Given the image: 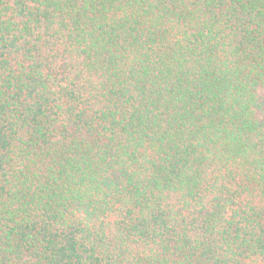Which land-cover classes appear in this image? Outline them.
<instances>
[{
	"label": "trees",
	"instance_id": "trees-1",
	"mask_svg": "<svg viewBox=\"0 0 264 264\" xmlns=\"http://www.w3.org/2000/svg\"><path fill=\"white\" fill-rule=\"evenodd\" d=\"M264 264V0H0V264Z\"/></svg>",
	"mask_w": 264,
	"mask_h": 264
},
{
	"label": "rangeland",
	"instance_id": "rangeland-1",
	"mask_svg": "<svg viewBox=\"0 0 264 264\" xmlns=\"http://www.w3.org/2000/svg\"><path fill=\"white\" fill-rule=\"evenodd\" d=\"M255 264H263L261 261H256Z\"/></svg>",
	"mask_w": 264,
	"mask_h": 264
}]
</instances>
